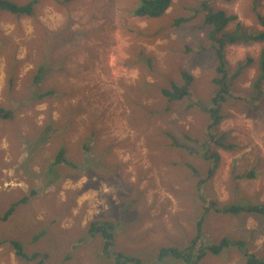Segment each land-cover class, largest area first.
<instances>
[{
  "label": "rangeland",
  "instance_id": "obj_1",
  "mask_svg": "<svg viewBox=\"0 0 264 264\" xmlns=\"http://www.w3.org/2000/svg\"><path fill=\"white\" fill-rule=\"evenodd\" d=\"M8 1L22 4L30 0ZM208 2L213 9L236 16L224 31L231 32L237 24L254 33L264 30L256 21L253 0ZM138 3L140 0H75L65 5L60 0H39L33 15L27 17L0 9V66H4L0 67L1 88L4 85L1 100L6 108L14 110V120L10 123L0 120V142L6 141L8 145L6 150L0 148V200L6 201L0 210L5 211L8 202H17L35 192L29 201L15 209L17 217L23 219L18 221L22 222L21 232L4 237H17L26 250L42 252L47 264H114L111 255L100 252L103 250L101 237L88 238V227L96 219L113 218V222L119 219L109 198L128 180L126 170L137 172L134 177L142 174L143 170L134 168L133 154L141 149H157L161 144L166 149H180L169 133L187 145L188 140H179V127L200 136L209 122L204 112L186 108V100L173 101L167 113L161 111L165 106L161 89L169 88L171 82L183 84V72L192 76L188 86L194 91V97L209 107L214 106L209 95L214 88L212 79L216 75L217 58L208 36L210 26L205 22L204 13L197 12L203 1L172 0L162 16L152 18L132 14ZM257 9L264 15V0H260ZM263 48L264 41L227 43L223 49L230 73L237 72L232 82L231 75L225 80L230 78L232 93L241 97L225 98L220 109L225 118L219 128L222 125L230 133L236 130L240 118L245 119V134L240 135L239 141V137L233 138L239 146L238 154L251 148L264 149V97L257 103L254 100V105L249 99L258 96L253 85L259 74L257 61ZM248 57L253 61L248 63ZM41 66L49 67L51 73L36 83L34 76ZM21 73H25L22 82L18 80ZM12 74L16 81L14 90L9 92L7 80L9 83ZM50 90L62 92L61 96H42ZM21 116L33 121L20 124L24 136L16 133ZM49 119L54 123L51 125L55 132L65 124L69 127L70 122V158L80 161L82 148L78 139L88 128L103 141H109V153L102 157L103 161L99 156L86 161L91 164L87 171L78 170L81 163L77 169L53 167L50 174L53 183L49 185V159L55 156L59 141L65 138L51 132L53 141L49 142ZM44 129V134L35 137ZM230 142L233 143L231 138L226 143ZM101 150L99 146L97 152ZM244 158L255 160L248 155L241 156V160ZM254 170L257 168L240 167L238 171L235 168V173L244 177L252 172L246 182L250 184L247 191L253 203L260 202L255 191ZM112 171L121 173L114 176ZM184 191L178 189V200L185 199ZM207 196L211 197L205 192ZM227 196L234 198L235 189L228 191ZM247 204L249 201L242 205ZM199 211H202L200 205ZM173 221L169 226L176 230L171 224ZM215 222L219 226L210 229L206 225L201 229V237L204 233L209 235L204 241L207 245L218 244L224 237L246 239L247 247L258 252L254 254L264 255V233L258 215L223 213ZM36 234H41L37 241L33 238ZM164 243L165 247H180L179 243L170 244L167 240ZM140 250L144 252V264H148L151 259L147 248ZM195 256L192 252L191 258ZM197 264L242 263L235 249H226L215 256L209 254Z\"/></svg>",
  "mask_w": 264,
  "mask_h": 264
},
{
  "label": "crops",
  "instance_id": "obj_2",
  "mask_svg": "<svg viewBox=\"0 0 264 264\" xmlns=\"http://www.w3.org/2000/svg\"><path fill=\"white\" fill-rule=\"evenodd\" d=\"M0 67L4 68V66ZM24 77L25 73L23 75L21 73L18 80L22 82ZM11 79L12 82L16 81V76L12 74L9 81H11ZM32 82L35 84L33 80ZM7 86L8 87H6V89H8L10 92L11 89L14 90L15 84L10 85L7 80ZM3 88L4 85L2 88L0 86V107H5L1 100V91ZM9 109H11L14 114V110L12 108ZM0 120L4 123H10L12 120H14V115L10 118L0 117ZM23 122H28L29 124L33 123L32 118H25L21 116L16 133L20 132L21 134L22 127L19 126ZM245 122L246 121L244 118H240L236 124V130L230 133L222 125L219 128L220 123L216 128H214V131L219 137L224 133L226 135V141H230L231 138L233 144H235L233 138L239 137L237 140L239 141L240 135H243L246 132V130H244ZM204 128L205 126L201 130L200 134V137L202 135L201 138L203 140L205 139ZM45 132L46 130L44 129V131L40 133L44 134ZM181 132H185L187 135H194L190 132V129L183 128L182 126L179 127V137ZM41 134H36L35 137L40 136ZM183 139L181 137L179 138L180 141H183ZM38 142L40 146H43L44 143H42L41 140ZM0 146H2L0 148L3 150H6L8 147L6 141H1ZM160 146L157 149L147 148L137 150L133 154V157L135 158L134 168L143 170L142 174L138 177H134L135 173L137 172H129L126 170V173L129 175L128 180L125 181V184H122L123 188H120L119 192L111 194L109 198V204L114 208L115 213L119 215V219L115 222H113V218L96 219L89 223L87 234L88 238L93 240L96 236H100V241L102 240V242L103 238L100 234L94 235L91 233V224L93 222L99 224L103 223L104 221H109L113 225V239L107 255H111L110 258L114 264H124L120 263L117 259L116 255L118 254H121L122 256L126 255L134 257L144 264L142 257L144 252L140 250L144 248H147L151 259L148 264H162L164 261H168L170 264H187L182 259L175 258L170 254L160 258L161 250L163 248H175L182 250L191 247L193 248V252L195 254L198 253L197 251L199 250L200 243H198L199 246L197 244L192 246V242L194 240V236L199 233L197 222L207 211H205V208L209 207L207 202L215 199L220 208L229 206L233 203L239 205L244 204L246 201H249V204L251 205L264 204V149L251 148L238 154L236 151L239 147L238 144H236L232 150H225L221 147H212L211 152H214V154L217 155V158L214 159V157L209 156V160L207 161L205 159V154L207 156L209 154L204 152V150H198L199 154L192 155L185 149H166L164 144H161ZM247 155L252 156L255 160L253 161L252 159L246 158L241 160V156ZM139 161L140 164H137ZM50 162L51 161H49V163ZM166 165H169V170H167ZM14 166L15 165H13V167ZM247 166L251 168H257V170H254L253 178L257 183L255 191L256 196L260 198V202H251L250 199L252 198V195L247 191V187H249L250 184L246 182V177H244V175H240L239 172L235 173V168L236 171H238L240 167L246 168ZM211 167H214V170L211 175H209L208 170ZM3 171L5 172L6 170L3 169ZM112 173L114 176H118V174L120 175L121 172L115 173V171H112ZM47 181L49 182V179ZM4 183L5 185L8 184L7 181H4ZM19 185L21 184H18V187H20ZM109 189L111 191V188ZM178 189L185 190L184 200L180 201L177 199L176 195L178 194ZM233 189H235V197L230 198V196H227V193ZM205 192L209 193L211 197H205ZM230 193H233V191ZM19 200L21 199H18V201ZM243 200H245V202H243ZM26 201H29V199ZM5 202L6 201L0 200V207L3 206L4 204L2 203ZM7 204L10 206L12 203L8 202ZM199 205L202 211H199ZM9 206L6 205L4 210L6 211ZM15 209L16 207L6 219L1 218L5 211L0 210V241H2L0 244V264H17V262L19 264L18 257L14 253L13 246L8 242L10 240H17L18 238H13L14 236L9 238L4 237L5 234L17 235L19 232H21L20 224L23 222V219L17 217ZM221 214L223 213L215 212L213 210L207 211V215L204 219V222L202 223V227H206L207 225V228L213 229L216 226H219L215 221L221 217ZM172 219L174 221L171 224L176 227V230L169 226V223ZM20 220H22V222L18 223ZM29 220L31 221V219H26L25 221ZM261 224V231L264 233L263 220ZM122 226L126 227V229L124 228V232H122ZM40 236L41 234H36L33 236V238L35 241H37L40 239ZM206 236L207 235L205 233L202 235L203 242L208 240L209 235L207 237ZM19 237L21 238V236ZM183 238L187 239L183 240ZM166 240L170 244L179 243L180 247H174V245L165 247L164 242ZM18 241L23 244L21 239ZM243 241L246 248L248 243H246V239ZM228 249H235L240 257V263L246 264V257L240 250L236 249L235 247ZM247 249L253 254L258 253L250 250L248 247ZM26 251L34 252L36 250ZM100 252L104 255L106 254L102 248L100 249ZM255 255L258 257L264 256L259 254ZM67 256L65 261L68 259ZM208 256L209 254H207L205 258ZM20 261L22 263L34 264L33 262L29 263L23 262L22 260Z\"/></svg>",
  "mask_w": 264,
  "mask_h": 264
},
{
  "label": "trees",
  "instance_id": "obj_3",
  "mask_svg": "<svg viewBox=\"0 0 264 264\" xmlns=\"http://www.w3.org/2000/svg\"><path fill=\"white\" fill-rule=\"evenodd\" d=\"M63 4H68L75 0H60ZM201 0H199L200 2ZM203 3L201 4V7L197 12H203L205 22L207 25L210 26L209 29V39L213 42L211 47L215 50V55L217 58V66H216V75L213 77L212 82L214 85L213 90L211 91L209 98L212 100L214 106L209 107L208 105L201 102L199 99L194 97V91H192L191 88H189L188 84L192 80V76L188 74L187 72L182 73V78L184 80V83L179 85L175 82H171V85L169 88L163 87L161 89V93L164 95V103L165 106L161 109V111H164L165 113L168 112L170 103L176 100H186L188 103L186 105V108H193L199 111L204 112L209 122L205 125L204 128V134L205 139L203 140L200 136L194 134V135H187L185 132L180 133V137L183 139L188 140L187 145H184L183 143L178 142L175 138L172 137V135L169 133L170 138L172 141L181 149H185L188 152H190L192 155H197L198 150H204V152L208 153L207 156L205 154V159L208 161L209 156L214 157V159L217 158V155L214 154V152H211L210 147H221L225 150H232L236 144H233L230 142V144H227L226 142V135L223 133L219 136L214 135L213 131L214 128H216L219 123L222 121L224 115L220 114L221 105L225 102V98L231 97L232 99H238L241 97L240 94L232 93V84H230V78L228 81L225 80L229 75H231V82L235 79L234 77L237 76V72L231 74L230 69L227 63V60L224 56L223 49L226 46V44H235L238 42H241L242 44H251L255 42H261L264 41V30L258 31L254 33L252 30H245L242 28L239 24L235 27L234 30L231 32L224 31V28L226 25L235 20V15H228L223 10H215L210 6L208 0H202ZM223 1H229V0H223ZM39 0H30L26 3L17 4L15 2H11L8 0H0V9L10 12L11 14H14L16 16H32L35 4H37ZM172 0H140V3H138L135 7V9L132 11V14L139 17H160L162 16L166 10L171 5ZM260 6V0H253V10L256 11V21L257 23L264 28V15L258 12L257 9ZM221 35L222 38H219ZM253 59L251 57H248L247 62H251ZM258 71L259 74L257 75V78L254 81V87L258 90V96H255L254 98L249 97L250 104L254 105L256 101L259 100L260 97H264V48L262 49L258 61ZM36 74L34 76V80L36 83L44 80L48 74L51 72L49 71V67H39L37 68ZM9 84L12 85V79L9 81ZM146 86V85H145ZM62 92H54L53 90H50L46 92L45 95H59ZM13 111L9 108L0 107V117L3 118H10L12 117ZM52 120L49 119V142L53 141V134L54 133H60L65 137L64 139H61L59 141V144L57 145V152L53 158L49 159L51 162L49 163V185L53 183L52 176L50 174L52 171V168H58V167H67V168H73L77 169L79 167V163H81L80 170H86L87 166L91 164H86V161L89 162L94 157L99 156V158H104L109 153V141H103V139L99 138V136L94 133V130L92 128H88L86 133L83 136H80L78 139V142L80 144V148H82L80 161L74 158H70L68 156V152L72 151L71 147L68 143V136L71 133V125L70 122L69 127L66 126V124L63 126L64 128L61 130H58L55 132V128L52 127L51 124H54L51 122ZM53 134H52V133ZM66 132V133H65ZM41 134V133H40ZM66 134V136L64 135ZM167 135V133H165ZM208 137V138H207ZM99 146H102V150L97 152ZM209 151V152H207ZM67 155V156H66ZM93 162V161H92ZM97 164V163H96ZM107 165V163H104ZM109 165V164H108ZM214 167L209 168L208 174L211 175L213 172ZM252 172H248L245 174V177L252 176ZM51 177V179H50ZM35 192H31L29 196L25 195L21 197V200L17 202H13L8 209L5 211L4 214H2L1 218L6 219L14 210L15 207H17L20 203L24 204L26 203V200L34 196ZM209 207L205 208V211H215V212H222V213H238V212H248L252 214L258 215V217L261 218L264 222V204H257V205H242V204H230L229 206L220 208L217 204V201L215 199L210 200L207 202ZM207 211L201 216L200 220L197 222L198 226V235L193 240L192 246H195L196 244L200 243V247L198 250V253H196V256L194 259H192V252L193 248H187V249H175V248H163L161 250V257L163 258L165 255L170 254L175 258L182 259L187 264H196L198 262H202L203 259L207 254L211 255H218L224 250L235 247L238 250L242 252V254L246 257V264H264V256L258 257L255 254H253L251 251H249L245 247V243L243 240H232L228 237L222 238L218 244L212 243L211 245H207L205 242L202 241L201 237V229H202V223L204 222V219L207 215ZM91 233L100 234L103 238V251L107 254L109 252L110 245L112 243L113 239V225L109 221H104L103 223L97 224L96 222H93L90 226ZM200 237L201 241H196V239ZM14 249L15 255L18 257V259L22 260L23 262H33L34 264H47L46 263V255H44L40 251H34V252H27L25 250V246L18 241V240H10L8 241ZM2 241H0V244ZM204 244V245H203ZM199 246V245H198ZM251 252V253H250ZM117 259L120 263H132V264H142L139 260L135 259L134 257L130 256H122L121 254L116 255Z\"/></svg>",
  "mask_w": 264,
  "mask_h": 264
},
{
  "label": "bare ground",
  "instance_id": "obj_4",
  "mask_svg": "<svg viewBox=\"0 0 264 264\" xmlns=\"http://www.w3.org/2000/svg\"><path fill=\"white\" fill-rule=\"evenodd\" d=\"M113 34V33H112Z\"/></svg>",
  "mask_w": 264,
  "mask_h": 264
}]
</instances>
